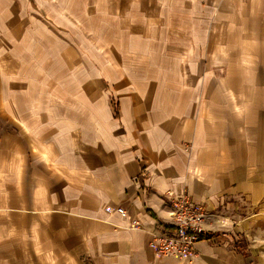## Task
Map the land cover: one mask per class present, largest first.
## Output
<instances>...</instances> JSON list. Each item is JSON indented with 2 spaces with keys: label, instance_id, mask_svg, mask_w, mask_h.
I'll use <instances>...</instances> for the list:
<instances>
[{
  "label": "crops",
  "instance_id": "obj_1",
  "mask_svg": "<svg viewBox=\"0 0 264 264\" xmlns=\"http://www.w3.org/2000/svg\"><path fill=\"white\" fill-rule=\"evenodd\" d=\"M162 16L164 76L72 51L94 23L142 48ZM12 34L32 56L0 66V264L164 263L149 241L184 190L214 236L193 264H264V0H0Z\"/></svg>",
  "mask_w": 264,
  "mask_h": 264
},
{
  "label": "rangeland",
  "instance_id": "obj_2",
  "mask_svg": "<svg viewBox=\"0 0 264 264\" xmlns=\"http://www.w3.org/2000/svg\"><path fill=\"white\" fill-rule=\"evenodd\" d=\"M97 19H100V18H96V17L94 18V20H97ZM178 19L180 18H167L165 16L153 17V18H142V23H141L142 25V32H141L142 45L141 46L143 47L138 48V49L137 48L133 49V48L116 47L117 45L116 41H117L119 34L117 32L109 33V34H107V32L102 33L100 31L101 24L94 23V28L95 29L98 28L99 32L95 31L94 33H85V32L80 33V34L77 33L78 39L82 41L83 43L85 42V44L88 43L89 48H76L72 51H75V56L80 61H85L87 59L93 62L94 69L101 70L103 67V63H107L106 67H109L110 72H113V73L120 72V70H125L126 72L141 73L147 76H154V77H157L159 75L164 76L166 73V70H165L166 55L168 51L166 48H167L168 42L171 41V37H172V32L169 31V29L171 28H168L167 23L171 20L177 21ZM50 20L52 19L47 18V21L52 26L53 22ZM169 25L171 24L169 23ZM10 36H14V37L11 38V40H9ZM10 36H7L6 38L9 40L8 46H11V47L6 48V49H4L5 47H3V49H0V58L3 60V64L0 66L7 67V68H13L14 66H16L15 64L11 62L12 58H17L23 61L22 58L26 60L27 58H29V56H32L31 50L19 47L20 46L19 42L22 41L23 39L22 37H20V35L12 34ZM4 44H5V41H4ZM103 44L106 45V48ZM108 44H110L109 48H107ZM13 46H15V48H13ZM147 46H150V47H147ZM49 51L51 52V50H48V53ZM63 51L66 53L69 50H62V52ZM51 55H53V50H52ZM2 85L4 86L3 81H2ZM109 89H112V88L110 87ZM113 106L116 110L117 109L116 101H114ZM185 150L187 152H191L192 148L189 145L185 147ZM184 191H187V190H184ZM183 192L176 193V194L172 193L170 196V202L174 196L179 195ZM193 200L196 201L194 198ZM200 204H203V203H200ZM207 212L209 216L210 214H209L208 208H207ZM208 216L206 220H204L203 222L204 223L203 228L206 232V236H207L206 239L210 240L214 236L210 234L209 231H207V229L205 228V223L208 219ZM173 223L174 221H172V223L170 224V227L174 226ZM140 228H141V224L139 225V227L135 229H140ZM164 228H168V227L165 226ZM153 234L151 235V239H152ZM203 240L205 239H202L197 242L196 247H195L196 252L194 256H190V257L157 256L154 254L153 250L150 247L151 240L149 241V248L151 249L155 257L159 261L164 260V263H160V264H193V261L197 257V254H198L197 245Z\"/></svg>",
  "mask_w": 264,
  "mask_h": 264
},
{
  "label": "built area",
  "instance_id": "obj_3",
  "mask_svg": "<svg viewBox=\"0 0 264 264\" xmlns=\"http://www.w3.org/2000/svg\"><path fill=\"white\" fill-rule=\"evenodd\" d=\"M171 204L174 226L155 232L150 247L157 256H194L197 242L207 237L203 228V222L208 216L207 208L194 201L188 191L174 196ZM106 212L113 214L115 210L106 208ZM116 212L126 215L124 208H118ZM139 225L135 222L133 227L137 228Z\"/></svg>",
  "mask_w": 264,
  "mask_h": 264
}]
</instances>
